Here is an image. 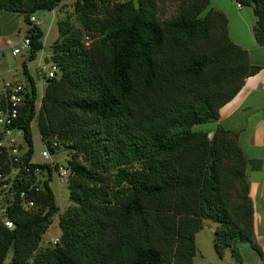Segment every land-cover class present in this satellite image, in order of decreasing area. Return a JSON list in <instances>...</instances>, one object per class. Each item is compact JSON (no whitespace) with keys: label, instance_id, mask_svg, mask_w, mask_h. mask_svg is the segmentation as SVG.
<instances>
[{"label":"trees","instance_id":"16d2710c","mask_svg":"<svg viewBox=\"0 0 264 264\" xmlns=\"http://www.w3.org/2000/svg\"><path fill=\"white\" fill-rule=\"evenodd\" d=\"M234 1L252 8V32L264 45V0ZM61 2L0 0V9L27 24V60L44 34L30 15ZM209 3L179 0L175 14L161 18L159 0H75L71 16L57 21L45 62L58 71L45 80L38 110V89L22 62L30 86L17 119L25 155L33 153L36 117L51 152H69L70 203L58 214L55 244L42 243L59 211L51 168L34 193V211L18 200L0 206V264H192L206 221L214 222L220 257L229 248L242 264V241L263 257L237 133L218 125L209 137L195 128L217 121L259 68L229 38L225 13Z\"/></svg>","mask_w":264,"mask_h":264},{"label":"crops","instance_id":"0c3cea01","mask_svg":"<svg viewBox=\"0 0 264 264\" xmlns=\"http://www.w3.org/2000/svg\"><path fill=\"white\" fill-rule=\"evenodd\" d=\"M232 1L224 0L219 8L227 17L228 36L247 50L250 63L259 68L248 75L240 90L219 108L217 121L204 123V129L208 130L209 137L218 125L237 133L238 143L248 159L246 174L254 208V234L263 252V257L255 253L250 260L243 259L242 264H264V45L253 35L256 19L252 9L244 11L242 5L238 7ZM18 16L0 9V49L4 53L13 36L18 39L21 32L17 26Z\"/></svg>","mask_w":264,"mask_h":264},{"label":"built area","instance_id":"2783aa9c","mask_svg":"<svg viewBox=\"0 0 264 264\" xmlns=\"http://www.w3.org/2000/svg\"><path fill=\"white\" fill-rule=\"evenodd\" d=\"M237 6L241 7V4L238 3ZM30 21L33 25H41V20L34 14L30 15ZM8 48H10V56L16 57L21 54L24 55L23 61H26L30 38L25 32L20 33L18 40L10 42ZM5 56L0 49V59H5ZM57 71V65L49 62L47 67L43 65L40 68V75L45 81L55 76ZM29 92L30 86L26 75L23 82L17 77V69L12 64L0 62V206L2 210L10 201L18 200L24 211H34L39 205L34 193L40 190L43 180L49 176L47 168H51V177L56 174L61 181L71 174L67 164H58L52 158L53 153L46 144L43 143L44 149L40 152L43 160L35 161L34 149L28 158L25 155L28 147L18 143L14 131L22 132L17 126V119ZM57 145V142L52 144L53 147ZM2 220L7 227H12L14 224L6 215ZM57 241V238H51L52 244Z\"/></svg>","mask_w":264,"mask_h":264},{"label":"rangeland","instance_id":"374dc122","mask_svg":"<svg viewBox=\"0 0 264 264\" xmlns=\"http://www.w3.org/2000/svg\"><path fill=\"white\" fill-rule=\"evenodd\" d=\"M74 1L75 0H62V2L56 8H54V11L40 9L34 13V15L41 20L40 27L44 32L42 38L43 47L37 52L36 57L33 60H27L25 63L26 68L29 74L32 76L38 89L39 99L36 101V110H38L41 105V95L43 94V90L45 88V81L41 78L40 68L43 65L47 67L48 62H45V58L50 52V46L53 40L58 35L57 21L59 19H68V17L71 16ZM178 1L179 0H159L160 17H172L176 12L175 10ZM223 1L224 0H210L208 8L214 7L219 9L222 7ZM232 3L235 5L238 4L234 0ZM251 9L252 8L250 6H243L244 11H251ZM205 12L206 10H204L201 15H204ZM17 26L20 28V33L23 34L26 30L27 24L20 15L17 19ZM13 38L14 39H12L11 42H16L18 40L17 36H13ZM5 55V59H0L1 64L4 62L12 64L17 69V77L25 82V75L22 72V61L24 55L19 54L16 57H12L10 56V48L6 49ZM204 127H206V124H198L195 126L196 129H204ZM31 130L34 149L33 159L35 161H42L43 158L41 157L40 152L42 149H44V144L40 137L36 117H34V119L31 121ZM14 134L18 143L25 146L22 132L20 130H15ZM52 158L58 162V164H65L69 158V152L67 148L61 146L52 154ZM68 180L69 177L61 181L59 177L54 174L50 181V187L55 195L59 211L52 217V222L49 224L43 235V244L51 243V238H59L60 228L58 225V214L70 203ZM213 227V221H206L204 227L196 233V254L193 257L192 264H241L231 255L229 248L225 249L221 257L217 254L213 247ZM237 247L242 258L246 261L250 260L252 255H255V252L245 241L239 242Z\"/></svg>","mask_w":264,"mask_h":264}]
</instances>
